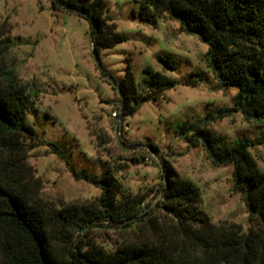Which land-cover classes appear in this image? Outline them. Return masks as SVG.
Listing matches in <instances>:
<instances>
[{"label":"rangeland","instance_id":"rangeland-1","mask_svg":"<svg viewBox=\"0 0 264 264\" xmlns=\"http://www.w3.org/2000/svg\"><path fill=\"white\" fill-rule=\"evenodd\" d=\"M105 1V17L126 42L101 50L98 60L87 20L54 9L51 0H0V82L15 71L33 95L28 121L40 140L62 147L77 172L101 176L108 168L113 170L123 191L143 202L144 219L164 226L167 235L169 222L158 210L161 158L199 189L203 216L217 225H238L245 233L258 229L237 186L234 166L215 167L202 141L194 147L193 134L185 137L179 127L202 124L221 140L222 148H228L240 140L263 139L264 123L247 121L242 113L217 118L219 111L237 105L240 91L221 84L199 32H185L181 22L168 14L145 19L134 0ZM7 38L13 43L9 50L1 45ZM168 54L178 60L177 69L159 61ZM146 68L179 84L161 93L157 101L138 105L131 100L135 113L115 118L124 98L121 87L130 97L133 88L142 95L157 93L147 83ZM150 144L161 158L149 149ZM251 153L264 172V143ZM29 164L42 182L41 197L57 207L91 205L101 196L100 189L76 180L66 160L46 145L30 153ZM157 232L149 222L136 219L95 227L88 239L112 248L156 241Z\"/></svg>","mask_w":264,"mask_h":264},{"label":"trees","instance_id":"trees-1","mask_svg":"<svg viewBox=\"0 0 264 264\" xmlns=\"http://www.w3.org/2000/svg\"><path fill=\"white\" fill-rule=\"evenodd\" d=\"M54 9H63L89 22L94 53L126 42L116 26L105 17V0H51ZM145 19L162 17L181 22L187 33L199 32L209 50L207 59L221 84L235 87L240 93L237 105L218 112V119L242 113L247 121L264 123V0H134ZM13 47L10 38L1 43ZM166 67L177 69L178 60L171 54L160 56ZM147 83L157 93L147 95L131 90L124 98L120 117L133 115L138 105L157 101L161 93L179 83L159 72L145 69ZM128 78L132 80L129 70ZM33 95L9 71L0 82V264H264V172L251 149L264 143L240 140L228 148L202 124L185 123L179 133L206 146L215 167L234 166V178L245 196L258 229L245 233L235 224H214L200 210V191L183 180L173 166L159 156L154 144L149 149L161 158L162 200L158 210L164 213L170 231L141 215L143 202L126 194L116 173L108 168L101 176L70 167L68 154L60 146L40 140L28 121ZM189 140V137H188ZM46 145L53 154L65 159L69 171L101 191L91 205L57 207L41 197L42 182L29 164V155ZM138 219L149 222L157 232L156 241L125 243L108 248L88 239L95 227L120 226ZM129 227V226H128Z\"/></svg>","mask_w":264,"mask_h":264},{"label":"built area","instance_id":"built-area-1","mask_svg":"<svg viewBox=\"0 0 264 264\" xmlns=\"http://www.w3.org/2000/svg\"><path fill=\"white\" fill-rule=\"evenodd\" d=\"M113 116H114L115 118L120 117V112H119V111L114 112Z\"/></svg>","mask_w":264,"mask_h":264},{"label":"water","instance_id":"water-1","mask_svg":"<svg viewBox=\"0 0 264 264\" xmlns=\"http://www.w3.org/2000/svg\"><path fill=\"white\" fill-rule=\"evenodd\" d=\"M96 56V58H97V55H95ZM123 117H121V119H122Z\"/></svg>","mask_w":264,"mask_h":264}]
</instances>
